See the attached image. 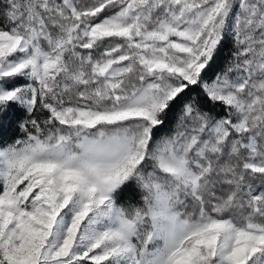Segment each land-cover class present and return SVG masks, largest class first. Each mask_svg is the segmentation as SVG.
Segmentation results:
<instances>
[{
  "label": "snow or ice",
  "instance_id": "6c2138e0",
  "mask_svg": "<svg viewBox=\"0 0 264 264\" xmlns=\"http://www.w3.org/2000/svg\"><path fill=\"white\" fill-rule=\"evenodd\" d=\"M0 264H264V0H0Z\"/></svg>",
  "mask_w": 264,
  "mask_h": 264
},
{
  "label": "trees",
  "instance_id": "16d2710c",
  "mask_svg": "<svg viewBox=\"0 0 264 264\" xmlns=\"http://www.w3.org/2000/svg\"><path fill=\"white\" fill-rule=\"evenodd\" d=\"M228 50V45H225V48L222 49V56L220 58H218L220 61H222L223 58V54H226ZM214 68L216 67V65L213 66Z\"/></svg>",
  "mask_w": 264,
  "mask_h": 264
}]
</instances>
